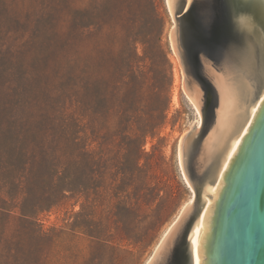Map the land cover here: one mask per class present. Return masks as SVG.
Returning a JSON list of instances; mask_svg holds the SVG:
<instances>
[{"label":"trees","instance_id":"16d2710c","mask_svg":"<svg viewBox=\"0 0 264 264\" xmlns=\"http://www.w3.org/2000/svg\"><path fill=\"white\" fill-rule=\"evenodd\" d=\"M77 2L0 0V245L12 264L29 258L30 239L39 245L50 236L38 223L41 213L80 194L82 209L89 207L90 123L96 134L105 119L125 129L130 180L146 172L145 141L166 119L167 74L158 70L149 82L138 66L137 45L146 41L137 20L120 0H101L89 23L88 8ZM130 9L139 15L142 4L131 1ZM68 225L102 243L90 225Z\"/></svg>","mask_w":264,"mask_h":264},{"label":"water","instance_id":"95a60500","mask_svg":"<svg viewBox=\"0 0 264 264\" xmlns=\"http://www.w3.org/2000/svg\"><path fill=\"white\" fill-rule=\"evenodd\" d=\"M168 5L202 125L179 150L195 199L150 264H264V4L231 0L230 19L224 0Z\"/></svg>","mask_w":264,"mask_h":264},{"label":"rangeland","instance_id":"374dc122","mask_svg":"<svg viewBox=\"0 0 264 264\" xmlns=\"http://www.w3.org/2000/svg\"><path fill=\"white\" fill-rule=\"evenodd\" d=\"M131 1L142 4L141 14L130 9ZM100 2L78 0V7L88 8L89 23L96 19L92 6ZM120 2L122 12L126 16L130 12L131 19L137 20L146 41L137 45L138 66L149 82L158 70H163L169 86L165 122L155 137L145 141L146 155L140 163H147V170L138 179H127L124 170L129 165V144L125 129H116L105 119L100 122L105 131L96 134L90 123L87 132L92 157L86 180L89 207L82 209L85 198L80 194L67 204L41 213L38 223L50 236L39 245L38 239H30L25 248L29 258L18 264H145L192 194L179 165L178 144L181 136L193 129L197 112L183 93V69L173 59L169 34L174 21L165 0ZM158 13L163 17L162 25L156 18ZM159 45L168 61L161 57ZM2 222L6 217H0ZM71 222L93 227L101 233L102 243L96 245L94 237L72 230L68 225ZM13 224L11 219L8 227ZM127 231L129 236L124 237L122 233ZM1 249L0 245V264H12Z\"/></svg>","mask_w":264,"mask_h":264},{"label":"bare ground","instance_id":"6f19581e","mask_svg":"<svg viewBox=\"0 0 264 264\" xmlns=\"http://www.w3.org/2000/svg\"><path fill=\"white\" fill-rule=\"evenodd\" d=\"M165 1H166V6H167V8H168V11H169V13H170V15H171V17H172V20L174 21L173 16H172V14H171V11H170V9H169L168 0H165ZM174 26H175V21H174V25H173V27H174ZM173 27H172V28H173ZM171 31H172V29H171ZM171 31H170V34H169V40H170L171 51H172V54L174 55V58H173V59H174V62H175L177 65L180 66L178 56H177V54H176V52L174 51V48H173V46H172V41H171ZM180 67H181V66H180ZM176 77H177V76H176ZM182 77H183V86H184V76H183V71H182ZM183 86H182V88H183V93L185 94L186 98L190 101V103L193 105V107L195 108V110H196V112H197V118H196V121H195L194 124L196 125L197 128H200L201 125H202V117H201V113H200L198 107L196 106V104L194 103V101H193V100L191 99V97L187 94V92L185 91V89H184ZM174 99H175V101H176V100H177V97L175 96ZM187 133H188V132H185V133L181 136V138H180V140H179V144H178V159H179V165H180V168L182 169V172H183V175H184V178H185L186 181H187V179H186V176H185L184 171H183V168H182V164H181V159H180V153H179V150H180L181 140H182L183 136H184L185 134H187ZM187 184L191 187V185L189 184L188 181H187ZM191 190L193 191V188H192V187H191ZM194 199H195V193L192 192V194H191L189 200H188V201L182 206V208H181V210L179 211V213L177 214L176 218L173 220V222L169 225V227H168V228L165 230V232L163 233V235H162V237H161L159 243L157 244V246H156V248H155V250H154L152 256L147 260V262H146L145 264H150L151 259H152L153 255H154L156 249H157L158 246L160 245V243H161V242L164 240V238L167 236L168 232L170 231V229L172 228V226L174 225V223L178 220V218L181 216L182 212L184 211V209H185V207L188 205V203H189V202H193Z\"/></svg>","mask_w":264,"mask_h":264},{"label":"flooded vegetation","instance_id":"af4514ba","mask_svg":"<svg viewBox=\"0 0 264 264\" xmlns=\"http://www.w3.org/2000/svg\"><path fill=\"white\" fill-rule=\"evenodd\" d=\"M224 3L227 5L226 7H227V10H228V15H229L228 19H230L231 0H224Z\"/></svg>","mask_w":264,"mask_h":264},{"label":"snow or ice","instance_id":"6c2138e0","mask_svg":"<svg viewBox=\"0 0 264 264\" xmlns=\"http://www.w3.org/2000/svg\"><path fill=\"white\" fill-rule=\"evenodd\" d=\"M188 3H191V0H188ZM261 3L264 4V0H261Z\"/></svg>","mask_w":264,"mask_h":264}]
</instances>
